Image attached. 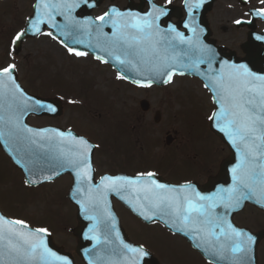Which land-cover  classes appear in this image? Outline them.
<instances>
[{
    "label": "snow or ice",
    "instance_id": "snow-or-ice-1",
    "mask_svg": "<svg viewBox=\"0 0 264 264\" xmlns=\"http://www.w3.org/2000/svg\"><path fill=\"white\" fill-rule=\"evenodd\" d=\"M206 0H184L188 20L184 28L161 27L167 7L151 5V11H121L111 7L102 15L80 19L75 15L81 6L95 7V0H37L28 28L18 32L11 43L15 46L31 31L34 35L57 39L69 54L85 57L87 51L72 45H86L104 53L95 58L105 64L110 58L142 79L133 82L151 87L154 81L170 83L177 73L185 71L202 76L214 94L216 110L208 117L236 150L237 163L231 168L232 183L211 194H202L191 182L181 185L162 183L154 171L140 172L135 177L104 175L94 182L92 156L98 145L71 130L33 128L23 123L29 112L56 113L58 107L29 96L17 82V65L0 67V140L10 145L16 162L31 175L39 169L50 170L43 180H52L61 171L71 170L75 187L73 197L91 221L86 239L101 246L89 264H149L151 255L142 246L125 242L116 227L108 196L115 193L145 221H162L177 232L197 241L217 264H251L255 239L235 227L229 215L245 201L255 200L264 206V74L252 71L245 63H230L218 58L215 48L201 39L204 29L199 25L196 10ZM171 4V0H168ZM264 5V0H260ZM254 17L264 19V6L250 10ZM57 17H61L58 20ZM252 21H247L251 23ZM237 25L245 23L240 19ZM53 31H43L42 26ZM110 28V33L105 31ZM264 40V36H257ZM107 57V58H105ZM205 66V67H201ZM118 79H126L123 74ZM29 177L25 183L36 184ZM49 230L32 228L23 219L0 215V264H72L67 257L49 247ZM212 264V261H210Z\"/></svg>",
    "mask_w": 264,
    "mask_h": 264
},
{
    "label": "rangeland",
    "instance_id": "rangeland-1",
    "mask_svg": "<svg viewBox=\"0 0 264 264\" xmlns=\"http://www.w3.org/2000/svg\"><path fill=\"white\" fill-rule=\"evenodd\" d=\"M178 1L173 0L174 3ZM253 6H261L260 0H251ZM213 16L214 27L231 28L232 21L245 14L237 0H216L208 18L212 20ZM46 57L56 73V81L53 76L47 80V90L49 84L59 86L55 94L62 98L64 113L56 119H30L29 123L51 124L85 133L99 145L94 160L100 171L104 168L105 158H116L123 149L135 158L149 159L155 155L151 143L164 138L167 133L195 140L200 145L193 143V147L202 146L205 156H211L218 147L208 131V117L213 110L210 95L195 78L175 76L162 89H132L131 85L118 79L114 71L90 56L75 57L48 40ZM143 99L149 104L146 112L139 107ZM156 112L160 115L158 123L153 122ZM168 154L177 156L176 153ZM11 174L1 184L2 211L31 226L46 228L49 220L59 221L60 229L54 230L56 239L72 251L75 240L68 229L75 226L74 207L65 198L70 179L62 177L53 183L27 188L14 171ZM115 209L132 238H137L153 252L159 250L163 256H168V264H209L178 237L155 225L145 227L130 219L117 203ZM234 221L252 231L264 228V214L251 207L237 214ZM258 257L259 264H264V241L258 248ZM77 264H81L78 259Z\"/></svg>",
    "mask_w": 264,
    "mask_h": 264
},
{
    "label": "flooded vegetation",
    "instance_id": "flooded-vegetation-1",
    "mask_svg": "<svg viewBox=\"0 0 264 264\" xmlns=\"http://www.w3.org/2000/svg\"><path fill=\"white\" fill-rule=\"evenodd\" d=\"M126 1L127 0H117L116 2L123 5ZM134 1L137 2L139 0ZM154 1L158 3V0ZM33 4L34 0H0V67L6 66L8 63H15L17 65L15 75L25 91L29 94L46 97L51 96V92H54L55 95V92L59 90V86H57L56 83L49 84L48 90L46 84L47 80L50 81L52 76L54 81H56L54 68H52L46 57V41L48 40L50 43H55V41L50 37L34 35L26 37L20 44L15 46L11 43L12 39L18 32L24 31L28 28L25 27L24 22L33 11ZM107 6L108 2H104L97 10L99 11L97 15L102 14L106 10ZM243 12L249 14L248 9L243 8ZM213 18L212 20L208 19V21L211 29V38L214 40V44L233 50L238 56H242L240 45L247 38V29H235L233 24L231 28H216L213 25V22L215 21V18ZM238 19L247 21L249 17ZM176 22L177 20L174 18L164 19L161 21V26H168V24H174ZM261 30H264V22H262L261 28L256 27V31L259 32ZM43 31L47 30L43 29ZM29 119L45 120L47 118L32 117ZM47 125L45 123L39 124V126ZM191 141L192 144L190 143ZM215 141L218 145L215 152L211 156H205L202 146L197 148L193 147V143L200 145L197 144L195 140L183 137L179 138L175 133L174 136L172 135L169 138L160 137L152 142L151 146L153 147L155 155H151L149 159L135 158L134 156L127 154L123 149V151L119 152L118 157L109 158L108 156V158L104 159L105 161L102 166L104 168L102 171L99 170L95 162V170L98 173H121L129 175L154 171L157 175L173 183L191 182L199 191L200 186L205 182L207 177L216 174L222 158L227 154L225 148L221 147V144L216 139ZM168 153H176L177 156L173 157ZM107 154H109V152H107ZM11 171H14L18 175V178L22 180L21 174L13 167L5 155L1 153L0 193L2 191L1 184H3V182H5L10 175H12ZM1 203L2 200L0 199V206ZM122 210L125 211L126 215H128L130 219L133 218L138 221L124 208H122ZM44 220L47 221V219ZM60 225V222L54 221V219H51V221L49 220L46 224V228L52 236L53 243L59 247L62 244L60 240L56 239L54 230L60 229ZM152 225L161 228L158 223H154ZM50 226H53V228L51 229ZM161 229L164 230L163 228ZM165 232L171 236H175L167 231ZM135 240L137 241L138 239L135 238ZM137 243L148 248L142 242L137 241ZM149 250L152 251L151 249ZM167 250L169 251L168 247ZM154 256L160 264H168L169 262V257L163 256L159 250L155 251Z\"/></svg>",
    "mask_w": 264,
    "mask_h": 264
},
{
    "label": "water",
    "instance_id": "water-1",
    "mask_svg": "<svg viewBox=\"0 0 264 264\" xmlns=\"http://www.w3.org/2000/svg\"><path fill=\"white\" fill-rule=\"evenodd\" d=\"M101 1L102 0H95L96 6L99 4L98 2H101ZM214 1L215 0H206L204 5L200 8V11H201L200 17H201L202 22H203V24H204V26L206 28H207L206 14L212 9V5H213ZM184 7H185V3H184ZM81 8H82V6H81ZM81 8H78L76 10V12L78 10H81L80 12H83L82 16H77L78 18L83 19L85 17L91 16L90 15V10L93 7L92 8L87 7V9H85L84 11H83V8L82 9ZM169 9L170 10H176V9L178 10V8L173 7V6H170ZM121 11L138 12L139 8L134 7L132 5H128L126 8H124ZM74 14L77 15V13H74ZM33 16L31 18H33ZM29 20L27 21L26 25H28ZM248 26L250 28H252V25L249 24ZM105 31L110 33L111 30H110V28H105ZM27 34H29V32H27ZM54 34L57 35V40L59 42L62 39H64L63 37L59 36L57 33H54ZM263 45H264V43H263L262 40H257L256 41V40H253V38L249 37L248 41L245 44H243V46H242L243 51L245 53V57L243 59H241V60L237 59L234 56L227 55V54L223 53L222 50L220 51L219 49H217L218 58L221 59V60H228L230 63H232V62L245 63V64H247L249 66V68L252 71H254V72L258 73V74H264V51H263V48H262ZM72 46L76 47L78 50L87 51L89 54H92L94 57H96L97 55H101V56L105 55L104 53L99 52L97 50H94L92 48H89L86 45H72ZM105 58H107V57H105ZM107 59H109L108 64H110L114 69H116V71L118 72L119 75L123 74V75H125L127 77L126 80L134 83L133 81L135 79H142L141 77L136 76L132 72H124L122 66L115 64V62L112 61L110 58H107ZM201 67L203 68L205 66H201ZM184 75L197 76L203 81L204 85L207 83V81L202 76L197 75L194 72L185 71ZM153 84H156L158 86L165 85V83H161L160 81H154ZM207 89L212 94V100H213V103L215 105V102H214V99H213V95L214 94L211 92L210 88H207ZM35 98H38V97H35ZM43 101H47L49 103L54 104L55 106L58 107V111L56 113H47V112L34 113V112H29L27 115H29L31 113H34V114H38V115H47V116L56 117V116H60L62 114L63 109H62V106H61V102L59 100L57 101V100H48V99H46V100H43ZM140 105H141V109L143 111H146L148 109V105H147L146 101H142ZM215 110H216V105H215ZM27 115H25L24 118H23V123L24 124H26ZM209 129L211 130V132L216 137H218V139L223 144H225L227 146V148L229 150V155L225 159L222 160L221 165H220V169H219V172H218L217 176L209 178L207 180V182L205 183V185L202 187L203 188V192L206 195L215 192L216 189L219 188V187H228V186L231 185V183H232L231 168L234 167L235 164L237 163L236 150L230 145V143L227 140V137L223 133L219 132V130L213 126V122L210 121V120H209ZM10 147H11L10 145H6L2 140H0V148H1V150L9 157V159L12 161V163L22 172V174L24 176V181L28 180L29 177H30V174L24 170V168L22 167V164H18L16 162L17 158L14 155V153L12 151H10ZM67 173L70 174L71 177H72V184H71V187H70V189H69V191L67 193V198H68V200L71 203H73L76 206V221H77L76 227L70 229V232L77 239V247L75 248V251H76L77 255L81 258V260L83 261L84 264H89V260L91 258H94L97 254L102 256L104 253H103V249L101 248V246H95L94 247L95 242L90 240V239H86L85 238V234L88 232V228L90 227L92 222L88 221V220H86L84 218V213L81 211L80 206L76 203V199H78L79 196L74 198L73 195H72L74 187H75V183H74V175L72 174L71 170L61 171L60 175L67 174ZM49 174H51V173H50V170H48V169H45L43 172H41L39 169H37V170H35V174L31 175L30 178L33 179V180H38V182L36 184L26 183V185H28V186H36V185L44 183V182L52 181V180H54L55 178L58 177V176H54V178L52 180H48V181L43 180V178H42L43 175H49ZM159 181L162 182V183H165L160 178H159ZM99 182H100V180L98 182H95V183H99ZM112 196L116 197L118 199V201L122 205H124L127 209H129L135 216H137L143 222H145V223H151V222L150 221H145L142 217H140L137 212L133 211V209L131 208V206L129 204H127L124 200H121L115 193H110L109 194L108 201H109L112 213H113V215H114V217L116 219V227H117V229H119L120 235L125 239V242L132 244L128 240L127 236L125 235L123 229L121 228L119 220H118V218L115 215V212H114L112 204H111V197ZM247 204L248 205H252V206L256 207L258 210L264 212V206H261L260 204H257L255 202V200L245 201L240 209H238L237 211H235L234 213H231L229 215V219H230V221L232 223H233V221H232L233 215L235 213L243 210L245 205H247ZM162 223L170 231L180 235L185 240H187L190 243V245L196 251H198L208 262L212 261L213 264H217V262L212 257H210L207 252H205L202 248L197 247V241H194L190 236L185 235L182 232L175 231L174 229L170 228L164 222H162ZM233 225L235 227H237L234 223H233ZM237 228L242 230V231L248 232L250 235H252L254 237L255 243L252 245V262H251V264H257V247L260 244V242L262 241V239L264 238V231H259V232H256V233H252L248 229L239 228V227H237ZM49 244L50 245L52 244L50 237H49ZM133 246H135V245H133ZM61 255L67 256L72 261L70 255L65 253L63 249H61ZM146 259L148 260L149 264H157L156 260L151 255L149 257H147ZM72 264H73V262H72ZM219 264H227V262L220 261Z\"/></svg>",
    "mask_w": 264,
    "mask_h": 264
}]
</instances>
